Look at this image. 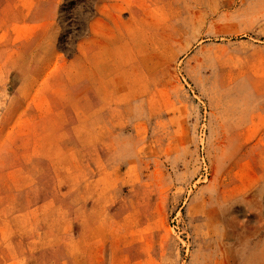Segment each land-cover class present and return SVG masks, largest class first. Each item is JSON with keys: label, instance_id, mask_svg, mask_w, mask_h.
Returning <instances> with one entry per match:
<instances>
[{"label": "rangeland", "instance_id": "obj_1", "mask_svg": "<svg viewBox=\"0 0 264 264\" xmlns=\"http://www.w3.org/2000/svg\"><path fill=\"white\" fill-rule=\"evenodd\" d=\"M0 264H264V0H0Z\"/></svg>", "mask_w": 264, "mask_h": 264}]
</instances>
